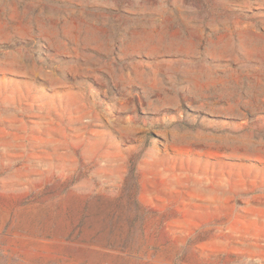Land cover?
<instances>
[{
	"label": "rangeland",
	"instance_id": "374dc122",
	"mask_svg": "<svg viewBox=\"0 0 264 264\" xmlns=\"http://www.w3.org/2000/svg\"><path fill=\"white\" fill-rule=\"evenodd\" d=\"M0 264H264V0H0Z\"/></svg>",
	"mask_w": 264,
	"mask_h": 264
}]
</instances>
